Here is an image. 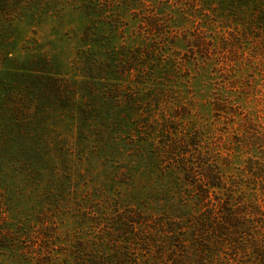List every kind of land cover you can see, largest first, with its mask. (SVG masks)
<instances>
[{
    "label": "trees",
    "instance_id": "16d2710c",
    "mask_svg": "<svg viewBox=\"0 0 264 264\" xmlns=\"http://www.w3.org/2000/svg\"><path fill=\"white\" fill-rule=\"evenodd\" d=\"M197 6L181 12L192 25L198 23L195 31L204 42L196 41L191 29L185 31L187 61L212 62L214 69L211 49L223 30L243 39L244 51H250V32H264V0H200ZM164 36L161 43L79 49L75 60L81 64L98 59L97 54L109 63L90 99L77 88L64 110L56 104L25 107L22 125L7 114L8 129L18 131L24 145L25 136L31 142L25 153H34L39 171L52 172L57 184L46 185L30 210L18 207V215L0 220V264H264V140L244 133L233 144V154L249 157L240 173L228 177L219 154L204 150L210 146L209 132L180 121L190 119V109L183 106L172 120L163 117L166 129L158 116L149 121L151 112L143 105L150 101L143 97L178 92L182 102L190 90L181 54L171 52L176 36L169 30ZM251 66L239 69L236 84L244 74L254 75ZM80 70L88 81L86 67ZM9 73L6 68L0 73L1 103L11 94L4 79ZM253 78L252 90L259 81ZM240 86L220 94L221 104L229 103L223 112L230 122L244 114L240 109L248 96ZM127 89L142 98H130L124 108L113 94ZM231 102L240 107L233 111ZM4 154L0 171L8 173L6 167L15 163ZM98 175L102 182L96 181Z\"/></svg>",
    "mask_w": 264,
    "mask_h": 264
},
{
    "label": "rangeland",
    "instance_id": "374dc122",
    "mask_svg": "<svg viewBox=\"0 0 264 264\" xmlns=\"http://www.w3.org/2000/svg\"><path fill=\"white\" fill-rule=\"evenodd\" d=\"M199 2L200 0H0V73L5 68L10 71L4 79L10 83L7 89L11 92L3 103L0 102V150L3 149L1 152L5 153L10 164L15 163L14 166L6 167L8 173L0 171V220L7 217L12 219L15 214L20 213L19 210L17 213L15 211L20 207L24 211L30 210L32 205H37L35 199H38L37 196L41 197L46 185L50 188L57 184L56 179L53 180L51 176L52 172L39 171L40 166L34 153L30 156L25 153L31 142L25 136L23 140L27 145H24L20 135H17L18 131L8 129L10 124L7 114H14V124L22 125L27 112L25 107L37 109L56 104L64 110L71 107L73 90L77 88L90 99L91 90L94 92L106 76L109 63L104 56L97 54L98 59L81 64L75 60L76 54L79 49L87 47L95 50L102 43L134 47L154 41L163 42L167 30L170 35H175L176 43L172 45L171 52L181 54L179 60L182 62L179 63L183 79L190 89L189 94L181 96L182 102L176 98L178 92L175 93L176 97L170 92L141 97L150 101L143 105L151 112L149 121L153 122V116H158L166 129L169 123L168 119L164 121L165 116L172 120L181 113L183 106L190 109V119L182 120L179 117L180 121L185 125L190 122L189 125L194 124L200 130L209 132L207 137L210 146L207 145L204 150L219 154L220 167L228 177L244 169V159L249 155L239 157L233 154V144L243 139L244 136L241 137L244 133L247 138L264 140V32L253 28L247 37L250 51H244V40L238 39L236 33L230 34L223 30L224 37L219 38L216 49H211L215 57L214 69L211 61H187L183 57L187 52L183 40L185 31L191 29L198 42H202V37L198 30L195 31L198 23L192 25L181 12L188 8H194L195 11ZM154 35L157 37H153ZM247 63L252 65L251 72L254 75L244 74L243 81L236 84L234 80L241 77L239 69H243ZM84 66L88 81L80 74V69ZM16 73L18 76H12ZM231 74L233 77L230 78ZM254 76L259 81L256 80L257 85L252 90ZM237 85H241L240 88L246 92L244 95L248 96L243 109H240L244 113L239 119L242 126H238L239 121L230 122L231 117L223 112L224 105L226 107L229 103L220 102L221 92H229ZM57 89L62 94H58ZM40 90L44 95H41ZM125 92L129 94L124 95ZM135 92L130 89L116 90L113 96L124 107L132 97L141 99L137 95L138 91ZM97 102L102 105L100 100ZM214 103L220 109L218 118H214ZM231 105L233 111L240 107L233 102ZM250 109H254V112ZM52 119V115L51 119L46 117L47 122H52ZM207 123L211 124L203 127ZM182 125L178 130H182ZM22 132L25 133V130ZM16 141H22L23 144L13 148L12 143ZM7 147L9 151H6ZM22 175L27 179H23ZM101 178L103 176L98 175L96 181L100 179L102 182ZM258 204L263 205V202Z\"/></svg>",
    "mask_w": 264,
    "mask_h": 264
}]
</instances>
